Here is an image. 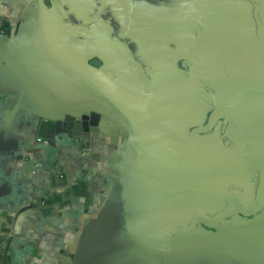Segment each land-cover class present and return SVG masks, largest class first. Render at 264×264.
I'll list each match as a JSON object with an SVG mask.
<instances>
[{"label": "crops", "instance_id": "0c3cea01", "mask_svg": "<svg viewBox=\"0 0 264 264\" xmlns=\"http://www.w3.org/2000/svg\"><path fill=\"white\" fill-rule=\"evenodd\" d=\"M46 1L44 35L32 0H0V264H264V210L214 231L198 226L168 260L189 219L164 231L176 208L158 205L148 188L124 207L120 159L131 141L65 70L105 51L103 62L127 75L132 100L179 126L187 111L234 104L237 89H264V0ZM84 117L91 132L58 144L30 129L34 118ZM252 136L250 152L259 147ZM221 137L204 146L209 162L182 167L248 188L258 168ZM76 140L81 149L72 150Z\"/></svg>", "mask_w": 264, "mask_h": 264}, {"label": "water", "instance_id": "95a60500", "mask_svg": "<svg viewBox=\"0 0 264 264\" xmlns=\"http://www.w3.org/2000/svg\"><path fill=\"white\" fill-rule=\"evenodd\" d=\"M32 1L36 9L39 31L47 35L50 31L51 16L48 3L46 0ZM261 1L263 3V0ZM255 21L258 25L257 20ZM104 56L105 51H98L87 61L79 59L78 70L73 66L65 70L77 78L80 87L92 94L95 105L109 111L116 125L125 131L131 141L128 152L120 159L124 166L122 170L124 207L129 204L133 192L144 186L151 191L160 190L155 191L164 199L160 204L176 208V214L171 217L172 222L169 221L173 223V220L181 219L177 210L184 209L188 203L209 200L215 194L222 196L219 205L222 202L223 208L214 215H208L205 209L188 215L187 225L175 231L173 235V246L168 260L177 252L178 240L198 226L206 231H214L227 226L234 217L249 218L264 210V170L262 169L264 149L260 146L264 135V89L260 83L257 86L248 85L237 89V101L234 104L219 105L220 103L214 101L209 111L198 112L192 118L187 111L183 117L178 118L179 126L176 124L172 126V122L158 116L152 109L150 115L144 105L132 100L134 92L130 91V86L124 81L127 75L113 65L103 62ZM101 63H104L105 71L100 70ZM114 77L120 78L121 82ZM94 108L96 112L103 113ZM85 119L84 117L77 120V123H71L34 118L30 129L34 130L33 125L36 127L37 133L34 135L36 139L43 141L51 136L48 143L58 144L65 141L64 139L70 136V132L82 137L90 133V128L95 127V124L91 119L88 121ZM250 132L259 142V147L251 152L250 147L248 148L245 143V138ZM29 133L28 130L27 136H30ZM217 135L242 149L258 168L253 184L249 188L240 189L237 184L230 182L225 189L213 190L212 182L205 181L197 168L193 170L186 166L182 167L188 161L201 163L205 156L209 157V151L204 146ZM35 145L37 146V143ZM168 164L171 165L166 168ZM174 169L188 175L176 180L177 187L169 184V177L166 175L172 173ZM141 183L144 184L140 188ZM168 231L166 228V232Z\"/></svg>", "mask_w": 264, "mask_h": 264}, {"label": "trees", "instance_id": "16d2710c", "mask_svg": "<svg viewBox=\"0 0 264 264\" xmlns=\"http://www.w3.org/2000/svg\"><path fill=\"white\" fill-rule=\"evenodd\" d=\"M222 147V146H221ZM223 148V151H226L227 149L226 148H224V147H222ZM228 151V150H227ZM232 151V150H231ZM241 152H243L244 153V151H241ZM213 153V151L212 152H209V154H210V156H211V154ZM222 154V153H221ZM222 155H224V152H223V154ZM207 157L206 158V156H205V159L203 160V162H209V160H210V158L211 157ZM172 164V163H171ZM171 164H168V166H166V168L167 167H169ZM173 170V169H172ZM183 171V170H182ZM167 175V177H169V181H170V185H172V186H176L177 187V179L179 178V177H182V178H185V177H187L188 175H186V174H182L181 172H179V171H177V170H175L174 169V171L172 172V173H167L166 174ZM173 181H175V182H173ZM193 182V181H192ZM212 182V184L214 185V189L213 190H215V188L217 187V188H223V189H225L226 188V186L227 185H229V183H225V182H222V181H211ZM253 181H251V183H252ZM184 183H186V181L184 182ZM250 183V185H249V187L252 185ZM144 183H142V184H139V186H140V188H141V185H143ZM248 187V188H249ZM143 189H147L145 186L144 187H142ZM150 188H148L147 190H149ZM246 189V188H245ZM152 191H154V190H152ZM155 191H160V190H155ZM211 199V200H210ZM219 199H220V196H216V194L214 195V196H212V198H209V200H207V199H205V200H202V201H199L198 203H205L206 205H209V204H213L215 201H217L218 202V205H219ZM161 200H164V199H162V198H158V205H161L160 204V202H161ZM196 204H197V201L196 202H190V203H188L187 204V206L184 208V209H179V210H177L178 212L177 213H179L180 215H179V217L181 218V219H179V218H177L175 221L173 220V223H171L170 225L168 224V230L170 229V227H171V225H172V227L174 226V228H179V226L180 225H182V227L185 225V223L187 222V217H188V215H190L191 213H193V212H195V211H200V210H202L203 208H198L197 206H196ZM205 209V208H204ZM213 209V208H212ZM212 209H210V210H212ZM176 210V209H175ZM206 210H209V209H206ZM159 216H160V214H159ZM169 221H171V220H169ZM172 222V221H171ZM163 229H165L164 231H166V227L165 228H163ZM162 233V232H161Z\"/></svg>", "mask_w": 264, "mask_h": 264}, {"label": "flooded vegetation", "instance_id": "af4514ba", "mask_svg": "<svg viewBox=\"0 0 264 264\" xmlns=\"http://www.w3.org/2000/svg\"><path fill=\"white\" fill-rule=\"evenodd\" d=\"M163 72H165V71H163ZM154 100H155V98L154 99H150V103H149V106L151 107V105H152V102L154 103ZM182 137H183V135H182ZM170 143H172V141L170 142ZM223 147L225 148V146L223 145ZM245 189V188H244ZM220 192V191H219ZM219 192H218V194H219ZM220 197H222V196H220ZM222 199V198H221ZM221 204H222V202H221ZM218 205V202L217 201H215L213 204H209V205H206L205 203H197L196 204V206L198 207V208H205V211H207V214L208 215H214L215 213H217V212H219V211H221L222 210V208H223V205ZM213 208V209H212ZM206 209H209V210H206ZM210 209H212V210H210ZM187 225V224H186Z\"/></svg>", "mask_w": 264, "mask_h": 264}, {"label": "rangeland", "instance_id": "374dc122", "mask_svg": "<svg viewBox=\"0 0 264 264\" xmlns=\"http://www.w3.org/2000/svg\"><path fill=\"white\" fill-rule=\"evenodd\" d=\"M74 141H75V139L72 142H74ZM76 148L81 149V145H80V142L78 140H76V142L73 145H71L72 150H74Z\"/></svg>", "mask_w": 264, "mask_h": 264}]
</instances>
